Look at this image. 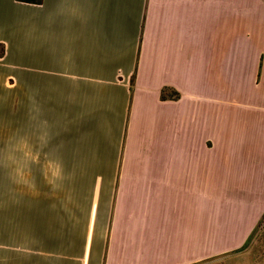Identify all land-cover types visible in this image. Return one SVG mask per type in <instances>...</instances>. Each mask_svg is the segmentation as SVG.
<instances>
[{
  "label": "crops",
  "instance_id": "1",
  "mask_svg": "<svg viewBox=\"0 0 264 264\" xmlns=\"http://www.w3.org/2000/svg\"><path fill=\"white\" fill-rule=\"evenodd\" d=\"M14 95L26 194L29 143L58 136L75 264H203L222 191L236 238L263 210L264 0H0L5 145Z\"/></svg>",
  "mask_w": 264,
  "mask_h": 264
},
{
  "label": "rangeland",
  "instance_id": "2",
  "mask_svg": "<svg viewBox=\"0 0 264 264\" xmlns=\"http://www.w3.org/2000/svg\"><path fill=\"white\" fill-rule=\"evenodd\" d=\"M14 95L13 139L0 143L11 155L12 167L0 168V204L7 199V217L0 216V264H75L77 242L65 219L60 216L58 204L53 202L56 190L62 192L67 175L60 173L58 136L44 126L42 133L30 142L28 193L24 190L26 175L24 162V136L20 127L19 97ZM23 139V142H22ZM33 151V152H32ZM8 154V156H9ZM64 161V160H63ZM7 162L8 157H7ZM34 164V165H33ZM5 171V172H4ZM25 184V185H24ZM23 188V190H22ZM67 188V187H65ZM64 192V190H63ZM222 191L221 219L217 223L221 239H206L207 247L217 253H206L203 264H264V190L258 192L254 213L263 209L253 228L245 237L234 236L232 228L239 223L223 214L225 196ZM28 198V236L25 239L20 227L21 201ZM56 207V208H55ZM227 208V207H226ZM225 208V209H226ZM0 211L1 206H0ZM4 219V220H3ZM66 227H63V226ZM219 244V245H218ZM218 245V246H217ZM219 252H218V251ZM201 264V263H200Z\"/></svg>",
  "mask_w": 264,
  "mask_h": 264
},
{
  "label": "trees",
  "instance_id": "3",
  "mask_svg": "<svg viewBox=\"0 0 264 264\" xmlns=\"http://www.w3.org/2000/svg\"><path fill=\"white\" fill-rule=\"evenodd\" d=\"M25 1H30V2H36L38 0H25ZM40 1V0H39Z\"/></svg>",
  "mask_w": 264,
  "mask_h": 264
}]
</instances>
